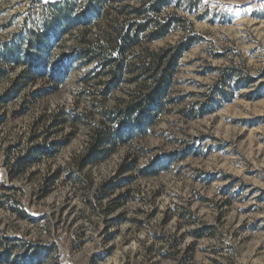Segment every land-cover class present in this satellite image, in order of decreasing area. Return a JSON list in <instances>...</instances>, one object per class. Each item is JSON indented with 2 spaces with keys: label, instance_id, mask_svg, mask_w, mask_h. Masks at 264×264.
<instances>
[{
  "label": "rangeland",
  "instance_id": "obj_1",
  "mask_svg": "<svg viewBox=\"0 0 264 264\" xmlns=\"http://www.w3.org/2000/svg\"><path fill=\"white\" fill-rule=\"evenodd\" d=\"M92 7L0 0V53L25 46L30 30L47 32L51 47L37 77L0 63V254L12 248L0 264L38 246L50 248L39 264H264V0H104L99 15ZM65 17L71 30L61 29ZM126 22L134 36L146 26L112 87L110 68L81 53ZM182 42L156 122L81 165L95 130L115 127L103 111L145 78L137 65ZM55 142L53 156L10 174L33 146Z\"/></svg>",
  "mask_w": 264,
  "mask_h": 264
},
{
  "label": "trees",
  "instance_id": "obj_2",
  "mask_svg": "<svg viewBox=\"0 0 264 264\" xmlns=\"http://www.w3.org/2000/svg\"><path fill=\"white\" fill-rule=\"evenodd\" d=\"M99 3H95V0H90V4L93 5L92 10L97 15L101 12L102 2L104 0H98ZM136 14L142 13L138 8ZM65 24L62 25V30H71L76 24H74L69 18L65 17ZM151 18H148V22ZM156 21V20H153ZM85 25L89 21L83 22ZM147 23V22H146ZM156 24V22H154ZM169 23H165L159 26L164 33L167 30ZM121 23L117 26L116 30L119 31V36L108 37L104 41L88 42L87 47L82 50V55L86 57L87 61L97 59L98 64L103 67H109L112 79L109 82L111 86L115 87L121 77V71L125 67V52L132 43L136 41L135 36L138 31L145 29L146 24H140L138 31H135V36L132 33V26L134 23L128 24ZM157 25V24H156ZM29 37L26 39L25 46L20 43L16 45L5 44L4 53H0V63L4 66L15 67L23 65L24 70L21 78H29L39 74H45L48 67V58L51 51L49 46L48 36L49 34H39L36 30L29 31ZM158 34L157 36L161 35ZM20 46H22L20 48ZM25 47V48H24ZM188 47L187 42H182L175 48H169L163 53H151V60L147 62H141L137 65L140 70V76L144 75L145 78L140 82L139 88L131 93L129 100L124 104L108 111H103L104 116L110 122L114 124V129L104 126L95 130L92 135L91 144L80 159L81 165L95 164L104 158H106L111 150L120 145L128 142L132 137L138 134H144L149 127H151L158 117V114L164 107V98L167 92L168 85L170 83V76L172 70L181 56L182 52ZM112 49V50H111ZM114 51V52H113ZM21 52V53H20ZM168 57V58H167ZM166 66L162 67L163 61L166 60ZM66 69L58 70V73H63ZM7 70L0 66V78L7 74ZM19 86V83H15ZM110 86V87H111ZM108 86L106 91L110 89ZM16 90L11 88L10 93ZM5 96L9 97V93ZM204 112V111H203ZM203 114V113H202ZM59 143L55 142L53 145L44 146L36 145L30 149L29 154L19 157L13 165V170L10 174L14 176L20 167L28 166L38 161L42 156H53L57 152V148L51 146H58ZM159 165L157 163L152 165V173L159 171ZM157 167V168H154ZM149 168L144 169L142 173L148 171ZM12 248L8 246L5 252L0 254V262L9 261ZM50 252V248L45 246H38L32 248L28 253L22 254V260L19 262L21 256H17L13 263L16 264H39L45 255ZM24 255V256H23Z\"/></svg>",
  "mask_w": 264,
  "mask_h": 264
},
{
  "label": "snow or ice",
  "instance_id": "obj_3",
  "mask_svg": "<svg viewBox=\"0 0 264 264\" xmlns=\"http://www.w3.org/2000/svg\"><path fill=\"white\" fill-rule=\"evenodd\" d=\"M42 2H45L46 3V2H49V0H42Z\"/></svg>",
  "mask_w": 264,
  "mask_h": 264
}]
</instances>
